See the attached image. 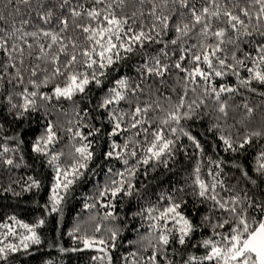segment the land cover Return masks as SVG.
<instances>
[{
    "label": "snow or ice",
    "instance_id": "obj_1",
    "mask_svg": "<svg viewBox=\"0 0 264 264\" xmlns=\"http://www.w3.org/2000/svg\"><path fill=\"white\" fill-rule=\"evenodd\" d=\"M133 55L141 57L135 70L139 82L130 76L115 79L97 106L111 125L107 135L125 134L123 144L110 140L104 158L123 159L128 166L115 173L119 179L110 180L102 197L132 195L137 191L132 180L140 167L160 163L168 167L178 153H187L182 137L202 156L203 146L187 130L186 122L201 119L203 110L217 113L209 130L221 133L225 152H239L254 139H264V112L259 126L252 128L256 107L236 105L230 117L233 105L229 103L244 92L264 97L260 91L264 88V0H0V117L7 111L14 122L22 121L38 111V101L72 100L90 84L101 86ZM226 77H235V83H228ZM121 102L127 104V111L119 107ZM229 118L234 121L230 127H243V135L223 134L219 122L227 124ZM81 127L89 130L87 135L73 133L81 143L74 145L67 167L57 163L62 152L52 153L48 160L55 166L51 213L60 211L71 186L94 158L89 137L102 130L88 124ZM2 139L6 142L0 143V164L20 167L12 155L17 148L8 143H15L17 137ZM56 141L49 122L31 150L47 156ZM130 159L135 164L129 165ZM209 163L214 168L208 170V179L201 176L199 164L191 174V194L204 206L199 220L182 211L187 204L184 187L162 194L155 204L135 214L150 221L149 234L140 237L141 246L135 251L121 256L123 264H264V150L255 156L254 167L233 163L238 175L228 179L225 161L209 157ZM27 181L23 191L40 187L31 176ZM3 191L20 195L11 186ZM102 206L113 209L105 212L104 219L114 218L115 205ZM8 220L11 223L0 222L4 229L0 264H9L10 257L20 252L31 254L32 246L43 243L38 230L44 219L29 224L12 215ZM101 231L102 225L96 224L94 233ZM104 231L107 239L81 234L76 226L68 235L82 247L59 250L92 249L101 254L92 257L94 262L113 264L111 250L117 247L119 230L104 227ZM9 237L18 238L17 242Z\"/></svg>",
    "mask_w": 264,
    "mask_h": 264
},
{
    "label": "trees",
    "instance_id": "obj_2",
    "mask_svg": "<svg viewBox=\"0 0 264 264\" xmlns=\"http://www.w3.org/2000/svg\"><path fill=\"white\" fill-rule=\"evenodd\" d=\"M157 46L153 45L152 48ZM141 62L138 55L131 56L128 60L122 61L117 66V71H112L104 79L101 86L90 84L83 94H77L72 100L60 99L49 102L38 101V111H33L30 116L22 121H13V117L5 111L3 117H0V143L6 142L2 138L7 135L17 137L15 143L8 141L9 145L17 148L14 155L18 168H9L0 164V222L11 223L8 217L15 215L18 219L33 224L39 219H44L45 224L38 230L42 237L43 243L39 246H32L29 250L31 254L23 252L10 257L9 264H99L92 260L93 256L101 255L95 250L87 249L78 252H61V246L64 248L82 247L81 244L74 243L68 233L76 226L82 229L81 234L86 232L89 235L103 236L108 238V233L104 227L116 228L119 230V237L116 241L117 247L111 250L113 264H123L121 256L135 251L141 245L137 243L141 236L149 234L146 216L135 215L141 209L150 204H155L157 198L162 194L174 192L176 188L184 187L187 192L185 197L186 206L182 208L185 215L194 220H199L203 214L204 206L199 199L191 194V174L193 168L199 164L201 167V176L208 179L207 172L214 165L209 163V157L212 161L218 158L225 161L223 164L225 179L232 175H238L235 169L231 167L233 163H239L243 166H255V156L259 151L264 150V139L256 138L252 145H246L245 149L239 152H225L223 144L219 140L220 132L210 131L211 125L215 123L217 113L211 109L203 110L206 112L201 119L186 122L187 130L197 137L201 142L204 154L199 155L198 151L192 146L186 137H182L181 143L186 147L187 153H178L174 160H169L168 167L164 164H156L140 167L136 177L132 182L136 185L137 191L132 195L121 193L113 199L110 194L101 196L100 193L109 185L111 179H119L115 173L125 171L126 165L123 159L106 160L104 153L109 150L111 139L123 144L125 134L119 137L110 138L107 135L111 125L106 118L104 110L97 106L104 98L107 89L113 86V81L121 76H130L136 82V68ZM246 75V73H242ZM228 83H235V77H226ZM219 82V80H218ZM11 88L10 85L6 86ZM48 91V89H42ZM264 91V88L260 89ZM147 99L146 96L141 97ZM175 99V97H173ZM233 110L230 111V117L235 106L248 103L256 107L254 113L252 128L260 124L261 113L264 112V97L258 94L244 92L242 95L234 96L230 101ZM120 108L127 111V104L121 102ZM85 111L87 115H84ZM241 115L243 109L238 110ZM79 113V115H77ZM240 116H237L239 119ZM51 122L54 125V131L57 133V141L49 146V155L35 153L31 150L34 141L44 134L47 124ZM225 129L223 134L229 131L232 133L239 132L243 135L244 129L241 125L235 128L230 127L234 121L229 118L227 124L224 121L219 122ZM88 124L90 127H100L101 134L89 137L93 140L94 158L89 163L88 168L71 186L64 201L60 205L58 213H51L50 196L51 188L54 183L55 166L50 165L48 160L52 153L63 155L57 163L63 168L67 167L74 155V145L79 146L81 141L74 138L75 131H82L87 135L88 128L81 127ZM71 128L73 132H69ZM23 141L20 143V141ZM23 157V159H21ZM135 164V160L130 159L129 165ZM148 168V174L145 176V168ZM113 170L112 174L108 169ZM33 177L40 182L39 188H32L30 191H23L28 183L27 177ZM19 181V183H16ZM11 186L15 192L20 195H14L12 192H4L3 189ZM115 205L114 218L104 219L107 211H113L112 208H106L102 205ZM87 205V207H86ZM94 205V207L92 206ZM96 224L102 225L100 233H94ZM4 229H0V232ZM22 232V229H17ZM18 238L9 237V241L17 242ZM5 241V242H9ZM132 241L133 243H129ZM55 242V246H52ZM195 252V249H190ZM149 253H145L147 255Z\"/></svg>",
    "mask_w": 264,
    "mask_h": 264
}]
</instances>
